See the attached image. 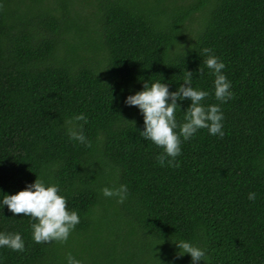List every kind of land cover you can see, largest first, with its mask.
I'll list each match as a JSON object with an SVG mask.
<instances>
[{
  "label": "trees",
  "instance_id": "obj_1",
  "mask_svg": "<svg viewBox=\"0 0 264 264\" xmlns=\"http://www.w3.org/2000/svg\"><path fill=\"white\" fill-rule=\"evenodd\" d=\"M209 54L231 81L223 103ZM186 70L209 92L202 103L220 104L225 134L181 138L171 166L123 98L147 80L175 90ZM81 112L87 144L65 124ZM37 176L79 223L66 241L36 243L32 219L0 205V232L24 240L0 247V264H65L69 252L83 264H190L175 238L207 264H264V0H0V191ZM120 184L122 202L100 191Z\"/></svg>",
  "mask_w": 264,
  "mask_h": 264
},
{
  "label": "clouds",
  "instance_id": "obj_2",
  "mask_svg": "<svg viewBox=\"0 0 264 264\" xmlns=\"http://www.w3.org/2000/svg\"><path fill=\"white\" fill-rule=\"evenodd\" d=\"M205 53L210 49L205 48ZM203 64L211 70L214 77V96L221 103L226 102L233 96L231 81L222 69L225 63L214 54H209L203 59ZM203 69H199L202 72ZM180 83L175 90H169V84L160 80L149 83L145 81L140 90L129 92L123 98L126 106H135L143 118V128L140 135L146 140L152 141L162 148L163 153L158 159L163 162L165 157L168 164L178 166L175 158L181 153V138L188 140L198 129L206 128L210 135L224 136V114L220 104L202 103L209 95L206 89L194 86L193 73L186 70ZM189 101L182 108L181 103ZM183 109L182 117L178 120L177 110ZM84 113L76 114L65 119L69 125L67 133L70 139L87 144L88 140L82 129V124L76 121H86ZM105 197H116L123 201L127 196V186L120 184L118 187L103 186L100 189ZM3 193L0 197V205H7L8 210L15 216L22 213L32 219L30 224L31 238L36 243L47 241H66L71 230L79 223L80 216L75 209L66 207V196L60 191L59 185L47 182L38 177L32 182H26L25 187L12 194ZM254 192H249L248 198L253 199ZM179 250V255L190 254V264H199L201 260L207 264L205 250L188 239H173ZM0 247H7L15 251H23L24 240L19 232H0ZM65 264H83V261L68 253Z\"/></svg>",
  "mask_w": 264,
  "mask_h": 264
}]
</instances>
